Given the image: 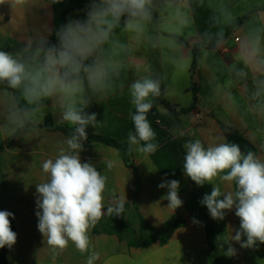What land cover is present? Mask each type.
<instances>
[{"label":"crops","instance_id":"0c3cea01","mask_svg":"<svg viewBox=\"0 0 264 264\" xmlns=\"http://www.w3.org/2000/svg\"><path fill=\"white\" fill-rule=\"evenodd\" d=\"M94 3L70 12L67 22L86 18ZM149 10L139 31L127 27V17L121 18L87 61L104 71L99 90L88 89L85 81L75 101L97 114L87 132L128 143L129 131L134 132L131 84L145 78L159 82L160 95L151 97L153 107L148 113L158 144L155 153H138L131 146L129 164L117 149L86 140L80 157L107 177L105 215L100 221L107 218L112 198L124 197V205L136 209L132 216L137 228L138 215L157 230L169 225L166 242L135 248L116 235L96 233L93 227L89 252L82 254L71 243L64 251L53 252L37 228L36 184L48 179L43 161L66 148L64 141L71 134L61 128L73 132L62 118L70 98L54 95L30 105L21 90L0 83V210L14 214L10 218L17 233L7 264H86L92 252L99 253L94 264H264V244L241 248L231 241L240 223L235 209L226 211L223 220L212 219L200 201L213 186H197L183 172L184 143L195 139L205 145L227 143L223 125L237 130L264 157V0H151ZM252 11L245 23L228 31L234 20ZM53 30V7L46 0L0 4V50L30 66L43 61L47 49L40 44L50 39ZM219 36L224 38L216 48L199 52L198 68L192 74V46ZM194 81L198 101L193 107ZM13 108L27 113L23 127L9 123L8 111ZM48 116L51 128L45 126ZM165 179L180 182L183 205L175 210L163 198L167 188H158ZM213 183L222 193L235 190L234 184ZM229 244L235 255L228 256Z\"/></svg>","mask_w":264,"mask_h":264},{"label":"clouds","instance_id":"9594fccd","mask_svg":"<svg viewBox=\"0 0 264 264\" xmlns=\"http://www.w3.org/2000/svg\"><path fill=\"white\" fill-rule=\"evenodd\" d=\"M5 0H0L3 4ZM58 2V0H53ZM151 0H97L84 19H70L57 32L58 44L44 53L43 61L34 66L0 50V83L10 89H19L30 105L46 97L59 95L70 98L64 105L62 118L73 128L55 158L42 163V171L48 175L46 182L36 184L35 215L38 231L53 252L64 251L69 244L80 253L90 249L89 231L105 215L107 177L91 162H82L80 152L87 140L86 129L94 125L96 113H88L84 106H77L75 97L87 88L97 91L104 71L96 62L87 61L109 39L122 17H127V27L139 31L140 21L149 18ZM130 103L135 112L131 114L134 132L128 133V144L145 155L155 153L156 133L148 119L153 104L151 97L160 95L158 81L145 78L130 86ZM26 112L19 108L8 111L9 123L23 127ZM183 172L197 186L211 184L210 194H205L200 203L207 207L212 219L223 220L226 211L235 209L239 228L231 241L241 248H254L264 244V157L254 151H242L236 143L205 145L200 139L186 141L183 145ZM111 167V163L107 165ZM220 181L235 186L234 191L222 193L221 187L213 183ZM178 180H163L158 188H167L164 199L173 210L183 201L178 195ZM222 197V198H221ZM106 208L108 215L120 216L124 211V197H113ZM10 217L14 214L0 210V249H11L17 242V233L11 228ZM194 223H199L194 219ZM242 237L246 239H242ZM228 256L235 255L229 244ZM98 252H92L86 264H94Z\"/></svg>","mask_w":264,"mask_h":264},{"label":"trees","instance_id":"16d2710c","mask_svg":"<svg viewBox=\"0 0 264 264\" xmlns=\"http://www.w3.org/2000/svg\"><path fill=\"white\" fill-rule=\"evenodd\" d=\"M51 3L54 12V30L50 37V39L46 42H42L40 44L41 48L48 49L52 45L58 44L57 40V32L61 25L67 23V15L70 12L80 10L87 6L92 2H97V0H58V2H53V0H46ZM169 1H177V0H169ZM256 11V9L254 10ZM252 11L249 14H246L240 18H237L233 21L231 25L228 27V31L232 28L242 25L245 23L251 16ZM224 36H219L217 39L212 40L208 43L204 42H197L192 46V56L193 62L191 65V73L194 74L198 68V60H199V52L202 49H214L217 46V42L222 40ZM175 39L181 43H186L183 38L175 37ZM192 91L194 94V104L193 107L196 105L198 101V85L194 81L192 84ZM25 125H28L27 123ZM45 126L51 128L52 127V120L51 117L48 116L45 121ZM223 131L227 137V143H236L238 144L242 151H254L256 152L255 146L248 141L243 135H241L237 130L228 126H222ZM63 131L72 134L66 128H61ZM88 138L87 141L90 142H99L103 143L107 146L113 147L121 152L123 159L126 163L131 164V157H132V148L128 143H121L109 136L93 134L92 132H87ZM2 150V148H0ZM185 155V154H184ZM184 158V156H183ZM195 183V182H194ZM135 207L131 204L124 205L123 214L120 216L108 215L104 221H99L94 230L96 233H107L116 235L121 241H126L129 246L135 248H147L154 244L157 240H160L161 243L166 242L169 233V225L167 224L161 230H157L151 228L145 220L138 215L139 227L137 228L134 224V218L132 213L135 212ZM11 228L14 232H16L15 225L11 218ZM9 251V248L6 246L3 249H0V264H7L6 256Z\"/></svg>","mask_w":264,"mask_h":264},{"label":"water","instance_id":"95a60500","mask_svg":"<svg viewBox=\"0 0 264 264\" xmlns=\"http://www.w3.org/2000/svg\"><path fill=\"white\" fill-rule=\"evenodd\" d=\"M186 46H189V44H188V43H186Z\"/></svg>","mask_w":264,"mask_h":264}]
</instances>
